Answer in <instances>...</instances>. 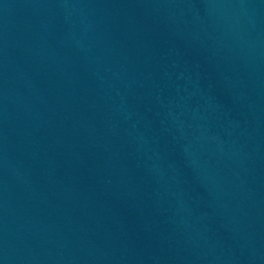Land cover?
<instances>
[{
    "label": "water",
    "instance_id": "obj_1",
    "mask_svg": "<svg viewBox=\"0 0 264 264\" xmlns=\"http://www.w3.org/2000/svg\"><path fill=\"white\" fill-rule=\"evenodd\" d=\"M0 264H264V0H0Z\"/></svg>",
    "mask_w": 264,
    "mask_h": 264
}]
</instances>
